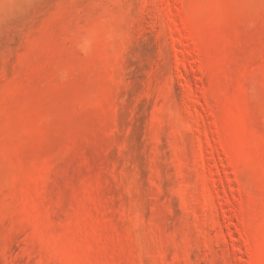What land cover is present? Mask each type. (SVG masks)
<instances>
[{
	"label": "rangeland",
	"instance_id": "374dc122",
	"mask_svg": "<svg viewBox=\"0 0 264 264\" xmlns=\"http://www.w3.org/2000/svg\"><path fill=\"white\" fill-rule=\"evenodd\" d=\"M0 264H264V0H0Z\"/></svg>",
	"mask_w": 264,
	"mask_h": 264
}]
</instances>
